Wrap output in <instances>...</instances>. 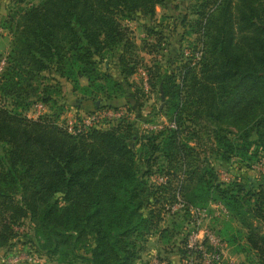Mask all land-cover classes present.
<instances>
[{
  "label": "trees",
  "instance_id": "16d2710c",
  "mask_svg": "<svg viewBox=\"0 0 264 264\" xmlns=\"http://www.w3.org/2000/svg\"><path fill=\"white\" fill-rule=\"evenodd\" d=\"M189 5L194 20L175 19L181 5L170 0H39L10 9L3 25L13 40L0 78V252L25 236L41 264H146L153 237L179 241L183 222L165 211L179 193L187 208L224 204L249 229L227 225L225 240L245 251L246 239L264 264V172H249L264 159V0ZM158 6L173 13L158 19ZM132 21L152 39L139 45ZM180 32L195 43L170 47ZM142 67L150 91L165 96L159 112L176 127L140 131L151 122L142 118L143 83L131 80ZM77 91L86 101L101 94L98 108L138 113L72 132L60 117L82 108L83 98H71ZM121 95L133 96L121 104ZM39 101L48 114L30 117ZM220 169L234 181L220 180ZM167 215L172 228L162 226ZM26 223L32 233L20 231Z\"/></svg>",
  "mask_w": 264,
  "mask_h": 264
},
{
  "label": "rangeland",
  "instance_id": "374dc122",
  "mask_svg": "<svg viewBox=\"0 0 264 264\" xmlns=\"http://www.w3.org/2000/svg\"><path fill=\"white\" fill-rule=\"evenodd\" d=\"M172 1V3L174 4H179L181 5L179 8V12H177L174 16V18L176 19L179 15L181 14H187L189 15L191 20H194L196 17L194 15L191 14V5H189L190 3L193 4V2L195 0H170ZM35 2H39V0H24V2L20 3L17 2V0H1L0 1V37L6 35L8 38L11 37V42L13 40V34L12 32L8 29V28H4L3 25V21L5 19H7L8 15L10 14V9H17L18 7L21 6H29L31 3H35ZM165 9V8H164ZM168 10V9H166ZM163 12H165V10H163ZM168 13H173L172 11H167ZM181 17V16H180ZM175 22V21H174ZM174 22L172 21V23L174 24ZM193 41L190 42V44H194L192 43ZM8 53H6L7 56ZM0 56H2V53H0ZM147 61H151V57L150 56H145ZM163 63V67L164 69H167V63H166V59H164L163 61H161ZM151 64V63H150ZM132 82L137 84L143 83L142 81V76L138 73L137 76L134 78L132 77ZM83 84H87V81H82ZM143 85V84H142ZM144 86V85H143ZM71 90V86L68 85L66 86V91H67V96L69 97V92ZM144 93L146 94V96H144V106L142 108V118L146 119V118H151V122L150 121H146L144 120L141 124V128H144L145 125L147 126L148 123H158V124H165L164 122H168V118L165 114L160 113L159 110L163 109L162 103L163 100L159 94V92H151L150 90L148 92H146L144 90ZM132 94V93H131ZM133 96V95H132ZM131 95H129L128 97H122V95L119 97L118 101L121 104H126L127 101L131 100ZM88 97V96H87ZM87 97H85L82 93V91H77V93H73L72 94V99L73 100H79V98H83L84 101L81 102L82 104V108L77 107V106H71L68 107L64 114L60 117V121L63 124H67L69 119H71L74 114L79 115L78 120L80 121L85 115H87V113L90 112H94V111H103L107 108H98L95 106V100L96 101H100V98H102V95L99 94L98 96H95V98L93 100H87ZM130 98V99H129ZM134 106H136L134 104ZM129 106H127V109L130 110L129 112V117L131 116V119L134 118L136 116V112L135 110H131V108H129ZM137 107V106H136ZM164 107V106H163ZM86 110V111H85ZM107 110H112V109H107ZM48 114V113H46ZM30 117H32L31 115H29ZM34 118V117H33ZM80 118V119H79ZM153 118V120H152ZM120 118H102L100 126L99 127H105L108 128L109 126H112L113 124H115ZM255 165L257 166V164L255 163ZM250 174H252L253 176H259V172H264L260 169H257L256 167L252 168L249 170ZM224 173H228L225 169H220V180H222L223 182L229 183V182H233L234 180H231L230 178V174L229 176L226 175L224 177ZM214 203V202H211ZM221 214H217L214 217L211 218L210 220V225H215L217 226V224L219 225H223L225 226H231V229H234L235 231L240 230L242 233L247 234L249 229H247L245 226L241 225V221L237 220L236 218L233 217V214L229 211L228 213H222V211H220ZM172 215H177V220L181 223L183 222V226H185V222L183 221L182 215L183 213L179 212L178 214H172ZM174 217V216H173ZM163 224L162 226L166 227H171L172 228V216H165L163 219ZM249 221L254 224L256 226V224H259V221L254 220L252 218L249 219ZM241 222V223H240ZM21 232H24L25 234L28 233H32L31 231V227L30 225H28L27 223L22 225L20 228ZM184 227L181 231V234L179 235V241L177 239V243H170L168 245L162 244L160 243L158 240V235L153 237L154 239L149 243V251L144 256V262L146 264H148L150 262V260L152 259V257L154 256V254H158L159 256H162L164 258H169L170 253L169 252H177L178 248H181L182 243H180V241H183V238L185 237V232H184ZM219 233L222 235L223 238H225V233H224V229L222 231L218 230ZM26 237L24 236L20 241H18L13 249L8 252H0V258L7 262V264H30L28 263L26 260H34L35 264H41L40 262H46V259L43 258L42 261H40V257H38V253L34 252V248H32L31 244L29 242L25 243ZM241 244L242 247L245 246V251H241L238 250L236 248V246H233V248L231 247V244L228 243V250H230V253L234 254V253H238L240 254L239 256H236V260L241 261L245 264H257V251L255 249H252L250 244L247 242L246 239H242L241 240ZM165 247H167V249H165ZM232 248V249H231ZM172 250V251H170ZM234 252V253H233ZM53 262V261H52ZM53 264H55L53 262Z\"/></svg>",
  "mask_w": 264,
  "mask_h": 264
},
{
  "label": "built area",
  "instance_id": "2783aa9c",
  "mask_svg": "<svg viewBox=\"0 0 264 264\" xmlns=\"http://www.w3.org/2000/svg\"><path fill=\"white\" fill-rule=\"evenodd\" d=\"M201 46L195 53L197 59L203 55ZM184 53L186 56L191 55V50L189 47H185ZM7 66L6 55L0 56V78ZM139 74L142 76L144 90L148 92L150 90V85L148 82L149 76L147 70L143 67L139 69ZM49 112V107L43 102L39 101L34 104L33 108L28 112L34 118H39L40 116ZM127 114L125 108L119 110H103L94 111L85 115L80 121L77 116H73L69 119L66 126L72 132H83L92 127H99L102 118H123ZM165 124L158 123H148L143 129L147 131H159L164 128L165 125H170V127H176L175 123L164 122ZM257 169L264 171V159L254 165ZM229 176L228 173H224ZM231 178V176H230ZM154 180L160 183H166L167 177L164 175H155ZM189 208V209H188ZM187 208V204L184 198L178 193L177 199L173 202H168L165 204V211L167 214H178L179 212L185 213L188 209V220H185L184 226V252L180 253L181 264H245L236 259H228V242L219 233L218 229L210 225V220L212 217L218 213H228L229 210L221 202L210 203L208 206H190ZM148 264H169V261L159 256L157 253L154 254L152 259Z\"/></svg>",
  "mask_w": 264,
  "mask_h": 264
},
{
  "label": "crops",
  "instance_id": "0c3cea01",
  "mask_svg": "<svg viewBox=\"0 0 264 264\" xmlns=\"http://www.w3.org/2000/svg\"><path fill=\"white\" fill-rule=\"evenodd\" d=\"M163 10H165V12H163ZM168 10L164 9L163 7L161 6H158L157 7V17L158 19H161L164 15H168ZM167 20H170L169 22L171 21H174L173 19H167ZM167 20L164 21V23H167ZM129 24L131 25L133 31H134V35H135V38H136V41L139 45H141L143 43L144 40H151L152 38L148 37L147 36V33H146V28L145 26L140 23V22H137V21H132V22H129ZM182 33L180 32V34H176V41H171V45L170 47H174L175 48H178L181 43L182 45L186 46L187 44L190 45V42L193 41L192 43H195L196 41V35L192 34V35H186V37L184 39H182ZM10 45H11V37H7L6 35L0 37V53H2V56L6 55V53L9 52V49H10ZM202 46L201 44L198 45V47ZM142 55L143 56H150L147 52L143 51L142 52ZM147 61V60H146ZM137 76V74L134 76V78ZM85 81V80H83ZM76 115V114H74ZM143 130V128L140 129V131ZM213 227L217 228L218 230L222 231L224 229V226L222 225H219L217 224V226L215 225H212ZM234 230V229H233ZM235 231V230H234ZM233 246L235 245H231V247L233 248ZM231 248V249H232ZM170 253V256L169 258L167 257L166 259L169 261L170 264H181V256H180V252H179V248L177 250V252H169ZM234 253V252H233ZM240 254L238 253H230V250L227 251V258L229 259H235L236 256H239Z\"/></svg>",
  "mask_w": 264,
  "mask_h": 264
},
{
  "label": "water",
  "instance_id": "95a60500",
  "mask_svg": "<svg viewBox=\"0 0 264 264\" xmlns=\"http://www.w3.org/2000/svg\"><path fill=\"white\" fill-rule=\"evenodd\" d=\"M162 100H163V103H162V108H163V106H164V100H165V96L164 95H162ZM98 104H100V101L98 102Z\"/></svg>",
  "mask_w": 264,
  "mask_h": 264
}]
</instances>
